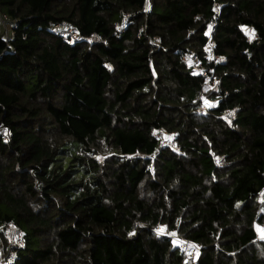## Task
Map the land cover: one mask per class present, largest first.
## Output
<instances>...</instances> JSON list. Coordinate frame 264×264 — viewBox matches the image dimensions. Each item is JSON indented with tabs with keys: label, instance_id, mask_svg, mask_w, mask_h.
<instances>
[{
	"label": "trees",
	"instance_id": "16d2710c",
	"mask_svg": "<svg viewBox=\"0 0 264 264\" xmlns=\"http://www.w3.org/2000/svg\"><path fill=\"white\" fill-rule=\"evenodd\" d=\"M263 222L264 0H0L11 264H264Z\"/></svg>",
	"mask_w": 264,
	"mask_h": 264
},
{
	"label": "built area",
	"instance_id": "2783aa9c",
	"mask_svg": "<svg viewBox=\"0 0 264 264\" xmlns=\"http://www.w3.org/2000/svg\"><path fill=\"white\" fill-rule=\"evenodd\" d=\"M3 21H5L4 17H3ZM66 33L72 34V36L75 38L78 37L77 32H75L71 29L67 30ZM212 53H213V51L210 49L208 62H212L214 60L219 59V57H217V56L211 57L210 55ZM208 88H209V84L205 85V89H208ZM230 112L231 111H228L227 113H230ZM156 135L162 138L164 145L176 147L173 141H167L168 139H166V132L165 131H158L156 133ZM261 228L264 230V222L261 224ZM24 245H25V242L22 238V231L20 229H16V246L17 247H23ZM179 245H180L181 250L186 255V263L194 264L196 259H197V256H198V246L195 244H191L190 241H181ZM15 257H16V252L10 251L8 256H6L5 260H3V261L0 260V264H11L15 261Z\"/></svg>",
	"mask_w": 264,
	"mask_h": 264
},
{
	"label": "rangeland",
	"instance_id": "374dc122",
	"mask_svg": "<svg viewBox=\"0 0 264 264\" xmlns=\"http://www.w3.org/2000/svg\"><path fill=\"white\" fill-rule=\"evenodd\" d=\"M6 21H3V30H4V33L6 35V37L8 36V34L10 33V24L8 23L6 25ZM259 231V234L262 238H264V232L260 229H258ZM6 235H7V239L5 241V247H6V252L4 253L3 250H2V247H1V250L2 252L0 254H2L0 256V260L3 261L5 260L6 256H8V254L10 253V250L13 249V247L16 246V235H15V229L14 228H9L7 229L6 231ZM1 245H2V242H1Z\"/></svg>",
	"mask_w": 264,
	"mask_h": 264
},
{
	"label": "crops",
	"instance_id": "0c3cea01",
	"mask_svg": "<svg viewBox=\"0 0 264 264\" xmlns=\"http://www.w3.org/2000/svg\"><path fill=\"white\" fill-rule=\"evenodd\" d=\"M15 234H16V232H15ZM1 247H2V245H1V240H0V253L2 252ZM1 255H2V254H0V256H1Z\"/></svg>",
	"mask_w": 264,
	"mask_h": 264
}]
</instances>
